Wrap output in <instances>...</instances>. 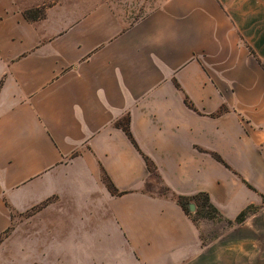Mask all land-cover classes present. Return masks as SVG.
I'll return each instance as SVG.
<instances>
[{"label":"crops","instance_id":"crops-1","mask_svg":"<svg viewBox=\"0 0 264 264\" xmlns=\"http://www.w3.org/2000/svg\"><path fill=\"white\" fill-rule=\"evenodd\" d=\"M199 193L264 218V0H163L131 25L108 4L28 22L0 0V264L252 259L246 239L205 248L171 198Z\"/></svg>","mask_w":264,"mask_h":264},{"label":"rangeland","instance_id":"rangeland-1","mask_svg":"<svg viewBox=\"0 0 264 264\" xmlns=\"http://www.w3.org/2000/svg\"><path fill=\"white\" fill-rule=\"evenodd\" d=\"M15 3L20 7L22 12H30V16L34 11H45L47 8L54 5H63L69 9L74 17L79 18L83 14H86L89 10L100 4H108L113 11L126 22L131 25L138 20L144 18L154 9L158 8L163 0H14ZM159 195H168V192L158 187L156 191ZM194 206V211L189 210V205ZM260 206H253L249 217L257 214L260 211ZM200 209L197 208L196 203L191 202L188 204V213L190 217L195 221L196 225H201L202 232L201 238L205 248L214 243H222L233 245L244 239L247 240L245 247H239L242 249H252L253 258L251 256L239 257V264H264V218L256 219L245 225V222L241 225L236 224L232 221V224H228V219L217 217L216 219L210 220L203 218L197 214ZM248 217V218H249ZM247 218V219H248ZM245 225V226H244ZM14 228V226H12ZM73 264H100L99 258L95 257H76L70 259ZM69 260L64 259L62 264H68Z\"/></svg>","mask_w":264,"mask_h":264},{"label":"trees","instance_id":"trees-1","mask_svg":"<svg viewBox=\"0 0 264 264\" xmlns=\"http://www.w3.org/2000/svg\"><path fill=\"white\" fill-rule=\"evenodd\" d=\"M23 17L28 21V22H35L44 19L45 17V11H34L32 14L34 15L33 17L30 16V12L24 11L22 12ZM185 105L194 110V107L192 104L187 100L184 99ZM225 110V108H222L220 110V113H222ZM115 126L119 129H121L125 135L128 137V139L131 141V143L134 145L135 148L138 149L134 139L132 138V135L129 131V118L125 117L123 120L116 122ZM143 160L145 162V165L150 173H155V166L154 164L144 155H142ZM214 159L219 162L220 164L224 165L225 167L228 168L226 163L220 158V156L213 154ZM102 181L104 185L106 186L107 190L112 196H120L122 193H119L111 180L108 178V176L103 172L102 173ZM168 192V190L166 189ZM171 198L182 208V210L185 212L186 215L190 217V214L188 213V204L191 202L196 203V206L200 211H197V214L200 215L203 218H208L210 220L216 219L217 217H222L220 212L217 210L216 207H214L210 200L209 197L206 193H199L193 197H184V196H175L172 195ZM253 206H249L246 209H244L242 212L238 214L234 222L236 224H243L247 218L251 214V209ZM36 210V209H35ZM34 210V211H35ZM191 218V217H190ZM192 219V218H191ZM192 221L195 223V221L192 219ZM228 224H232V221H227ZM1 240V239H0Z\"/></svg>","mask_w":264,"mask_h":264},{"label":"water","instance_id":"water-1","mask_svg":"<svg viewBox=\"0 0 264 264\" xmlns=\"http://www.w3.org/2000/svg\"><path fill=\"white\" fill-rule=\"evenodd\" d=\"M189 210L194 211V206L192 204L189 205Z\"/></svg>","mask_w":264,"mask_h":264}]
</instances>
